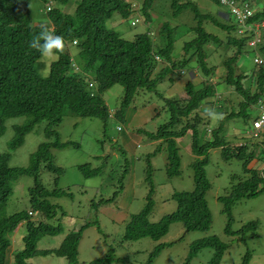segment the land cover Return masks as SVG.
<instances>
[{
	"label": "trees",
	"instance_id": "obj_1",
	"mask_svg": "<svg viewBox=\"0 0 264 264\" xmlns=\"http://www.w3.org/2000/svg\"><path fill=\"white\" fill-rule=\"evenodd\" d=\"M154 1L144 0L140 9L136 10L128 0H76V6L73 0H55L59 7L48 11L50 25H34L31 0H0V138L6 131L8 120L27 118L24 124L14 127L15 133L9 148L15 151L23 146L26 136L32 133L38 124L46 122L44 128L46 141L31 155L30 166H10L12 154L0 153V264H9L7 254L11 241L8 236L21 223L26 225L27 233L23 237L22 250L14 256V264H31V259L49 255L65 258L68 264H78L79 246L87 225L71 231L57 249L47 251L38 249V243L42 238L58 236L63 232L61 226L50 222L58 216L59 206L52 204L48 198L66 195L63 190L58 189V182L64 170L55 164V150L78 147L71 142H62L58 127L67 114L97 119L107 126L112 118L119 120L123 116L121 112L114 115L110 112L104 100V94L108 90L115 85H121L125 93L123 108L127 109L139 94L158 93V85L170 80L172 74H176L178 80L184 78L186 70L191 68L194 60L202 82L199 85L188 82L177 98L160 95L165 103L161 111L166 113L167 122L156 132L149 133V138L159 142V146L166 144V168L170 176L181 174L179 144L186 139L189 140L190 153L195 157L193 163L195 188L192 192L174 194L173 199L178 202L177 211L158 223L150 221L154 210L152 191L146 207L139 214L132 216L128 222L125 239L151 238L159 241L167 235L174 223H182L187 231L209 230L213 216L206 198L211 188L206 166L209 153L217 148L222 150L223 157L227 160L236 158L245 160L244 171L248 175L237 186H233L227 195L218 198L224 205V214L229 219L226 233L236 237L249 229L247 226L239 232L231 231L232 207L238 201L256 198L264 191V170L260 168V163L264 159V133L255 139L247 134L246 138H242L245 144H240L227 139L224 125L228 120L238 118L251 120L250 111L258 110L260 101L264 99V68H257L251 78L242 71L241 74H237L238 58L242 53H246L248 42L254 34L247 32L245 35H239L236 24L235 29L229 28L220 20H215L212 14H201L200 6L194 2L186 1L182 5L175 2L173 5L180 10H193L196 13L194 19L199 22L198 26L196 24L194 30L192 29L195 39L184 47L191 55L184 60L176 61L172 56L176 38L174 31L166 23L158 33L157 42L153 30L126 41L115 30L107 27V23L114 18L120 17L125 21L132 14L138 16L135 20H141L140 22L146 25L153 23L151 12L154 11ZM210 1L217 6H226L221 0ZM232 1L238 6L248 7L253 12L247 23L264 21V0ZM219 17L222 20L229 18L224 13H220ZM230 17L232 18L231 13ZM204 21L227 30V36L220 39L208 32L203 27ZM42 27L63 36L65 44L61 51L55 53L57 59L51 63L46 76L41 75L36 67L43 56L29 47V43L40 33ZM230 30L234 31L232 35ZM262 41L263 45L259 50L264 53V27ZM70 45L78 49L80 62L74 60L69 50ZM209 45L217 48L227 46L226 52L230 50L231 56L225 61L224 82L233 88L237 97H240L238 112L232 110L234 107L232 100H226L222 108L221 104L219 105L220 111L225 109L227 112H220L222 115L225 114V117L214 127L210 125V119L213 114L219 113L215 106L219 100H216L217 85L212 81L217 75V68L209 67L207 62L209 54L206 47ZM160 64L163 67L157 71ZM177 81L170 80L171 87ZM211 107L212 109H209ZM119 128L118 131H121L122 128L120 130ZM159 146L156 153L161 151ZM154 156L155 153L148 156L149 164ZM255 163L257 169L253 166ZM103 168L101 166L92 169L89 164L78 166L86 179L98 177ZM43 170L57 175L54 183L58 188L50 191L45 187L42 179ZM127 172L128 168L125 167L122 175L118 176L117 185L124 186ZM21 176H28L34 180L33 187L29 189L31 210H21L6 216L4 211L13 194L12 182ZM119 188L118 186L115 198ZM37 217L40 218L35 219ZM162 248L163 246H158L150 260L156 258ZM208 248L215 252L211 263L220 264L228 250V244L216 236L200 239L192 246V256ZM112 257L110 255L92 264H107L113 261ZM248 259L249 257L245 262Z\"/></svg>",
	"mask_w": 264,
	"mask_h": 264
},
{
	"label": "rangeland",
	"instance_id": "obj_2",
	"mask_svg": "<svg viewBox=\"0 0 264 264\" xmlns=\"http://www.w3.org/2000/svg\"><path fill=\"white\" fill-rule=\"evenodd\" d=\"M143 1L128 0V3H131L137 10L140 9ZM186 1L198 4L201 14H212L211 16L215 20H220L229 28H234L235 22L230 17V9L226 6H217L210 0H155L154 11L151 12L153 23L146 25L140 20L135 26H132V21L138 17L132 14L125 21H122L120 17L114 18L113 21L107 23V27L115 30L126 41H131L136 35L149 30H153L155 40L156 38L159 40L158 33L166 23L174 31L176 38L172 56L176 61L184 60L191 55V52L187 53L184 47L195 39L193 27L196 24L198 26L199 23L194 19L196 13L193 10H180L179 7L173 5L175 2L182 5ZM73 3L76 6V0H73ZM48 7L59 6L55 0H31L30 8L34 25H50ZM220 13L228 15L229 18L222 20L219 17ZM203 25L208 32L220 39L228 34L227 30L214 27L210 25L209 21H204ZM233 32L230 30L231 35ZM227 48V46L217 48L211 45L206 47L209 54H207L208 66H215L219 77L212 78L213 83L217 85L216 100H219V103H216L218 105H215L218 108L217 113H219L213 114L210 119V125L213 127L217 126L219 121L225 117V114H220L222 110L220 111L219 107L222 108L226 100L234 101L232 110L239 111L240 97H237L236 92L228 85L226 92L222 89L223 84H226L224 82L225 61L231 56L230 50L226 52ZM69 50L76 60L75 54L78 49L70 45ZM254 55L252 49L246 47V53H242L238 58L237 74H241L240 71H242L249 78L253 76L256 70L253 63ZM56 59L55 54L50 57L43 56L36 66L40 74L46 76L51 63ZM196 64L195 60L192 61L191 68L185 69L186 74L182 79L178 80L177 75L172 74L170 80H178L174 86L171 87L170 80L161 82L157 88L158 93L139 94L140 96L138 95L127 109L123 108L124 88L121 85L112 87L104 94V100L113 115L121 112L123 116L119 120L112 118L107 126L93 118H82L72 114L65 116L61 126L57 129L60 140L71 142L78 147L71 146L62 151L55 150V164L64 170V174L61 175L58 182L59 188L54 183L57 175L46 170L42 171L43 183L47 189L51 191L58 188L66 193L63 197L48 198L52 204L59 206L58 216L50 222L53 225L61 226L63 232L58 236L42 238L38 243L39 250L47 251L59 248L71 231L79 230L87 225L79 246L78 264H92L110 255L113 256V261L111 260L107 264H212L215 254L213 249H203L197 255L192 256L193 244L200 239L212 236H216L223 243L228 244V250L220 264H264V191L256 198L243 199L233 205L231 231L239 232L247 226L249 229L247 228L245 233L236 237L227 234L229 219L224 214V205L218 198L227 195L233 186H237L248 175L244 171L245 160L237 158L227 160L223 157L220 148L211 150L206 166L207 177L211 184L206 198L213 216V223L209 230L187 231L182 223H174L167 235L159 241H154L151 238L125 239L128 222L132 216L139 214L146 207L149 194L152 191L154 210L150 221L158 223L164 217L177 211L178 202L173 199L174 194L192 192L195 188L193 167L195 157L190 153L189 140L186 139L185 142L179 144L181 174L170 176L166 168V144L160 145L161 151L156 153L160 143L152 141L149 138V133L156 132L167 122L166 113L161 111L165 103L160 95L177 98L184 91L188 82H192L194 85H199L202 82ZM162 67L163 65L160 64L157 71ZM223 111L227 112L225 109ZM250 114L251 120L238 118L225 123L224 129L228 140L245 144L242 138L248 136V130L252 128V122L258 112L253 110L250 111ZM26 120L25 117L8 120L6 131L0 138V153L10 152L12 154L10 166H30L31 155L41 143L46 141L44 133L46 122H41L32 133L26 136L23 146L15 151L10 150L9 143L14 137V127L24 124ZM119 127L122 128L121 131H118ZM154 153L155 156L150 159L149 164L147 158ZM86 164H89L92 169L101 166L104 168L98 177L86 179L78 169V166ZM262 165L261 163L260 168ZM253 166L255 169L258 168L256 163ZM125 167L128 168V172L125 176L124 186L117 185L118 176L122 175ZM33 185V178L28 176H21L12 182L13 194L4 211L6 216L21 210H31L29 189ZM118 186L120 187L119 193L115 198ZM26 233V225L21 223L16 230L9 234L11 239V247L7 254L9 264H14L15 254L22 250L23 237ZM158 246H163L161 252L156 258L150 260ZM247 257L249 259L245 262ZM31 264L68 263L65 258L49 255L46 257L37 256L31 259Z\"/></svg>",
	"mask_w": 264,
	"mask_h": 264
},
{
	"label": "built area",
	"instance_id": "obj_3",
	"mask_svg": "<svg viewBox=\"0 0 264 264\" xmlns=\"http://www.w3.org/2000/svg\"><path fill=\"white\" fill-rule=\"evenodd\" d=\"M232 0H221V3L230 8L232 18L237 23L239 29V35H245L247 32H252L254 34L253 38L248 42V47L255 51L254 56V65L256 68H264V53L260 52V48L263 45L262 41V28L264 27V21L255 22L253 24L247 23V20L253 15V12L244 6H238ZM52 8L48 7L47 11H50ZM138 19L133 21L132 25L138 23ZM74 44H76L74 42ZM158 59V58H157ZM159 60V59H158ZM121 128H119L120 130ZM264 133V99L260 101L258 115L252 122V128L249 131L251 137L258 138L261 134ZM262 169L264 170V159L262 161Z\"/></svg>",
	"mask_w": 264,
	"mask_h": 264
},
{
	"label": "clouds",
	"instance_id": "obj_4",
	"mask_svg": "<svg viewBox=\"0 0 264 264\" xmlns=\"http://www.w3.org/2000/svg\"><path fill=\"white\" fill-rule=\"evenodd\" d=\"M235 24L237 25L236 22H235ZM64 46H65V44H64L63 36L57 35L51 31H49L47 29V27H42L40 33L29 43L30 48L37 50L40 53V55H42L44 57H50V56L54 55L56 52L61 51L64 48ZM252 51L255 53L254 50H252ZM160 62H161V59H160ZM9 238H10V236H9Z\"/></svg>",
	"mask_w": 264,
	"mask_h": 264
},
{
	"label": "crops",
	"instance_id": "obj_5",
	"mask_svg": "<svg viewBox=\"0 0 264 264\" xmlns=\"http://www.w3.org/2000/svg\"><path fill=\"white\" fill-rule=\"evenodd\" d=\"M75 55L77 56V57H76V61H77V62H80L81 59L79 58V55H77V54H75ZM79 60H80V61H79ZM219 76H221V75H219ZM216 77L219 78L217 75H216ZM226 87H228L227 84H223L222 89H224L225 92L227 91V90H226ZM172 94H173V93H172ZM172 94H171V95H172ZM169 95H170V94H169ZM169 97H170V96H169ZM257 112H258V111H257ZM248 134H249V131H248ZM240 138H241V137H240ZM260 164H261V163H260Z\"/></svg>",
	"mask_w": 264,
	"mask_h": 264
}]
</instances>
